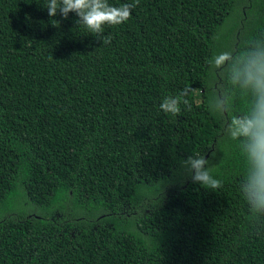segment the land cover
I'll use <instances>...</instances> for the list:
<instances>
[{
	"label": "trees",
	"instance_id": "obj_1",
	"mask_svg": "<svg viewBox=\"0 0 264 264\" xmlns=\"http://www.w3.org/2000/svg\"><path fill=\"white\" fill-rule=\"evenodd\" d=\"M46 2L0 0V264H264L231 134L264 0H139L108 44ZM185 89L190 109H160ZM199 155L218 189L183 165Z\"/></svg>",
	"mask_w": 264,
	"mask_h": 264
},
{
	"label": "clouds",
	"instance_id": "obj_2",
	"mask_svg": "<svg viewBox=\"0 0 264 264\" xmlns=\"http://www.w3.org/2000/svg\"><path fill=\"white\" fill-rule=\"evenodd\" d=\"M138 3L139 0H129L114 6L108 0H47L44 7L49 17L60 14L67 19L69 13H75L79 26L102 40V44H108L110 38L105 34L104 26H117L128 21ZM226 57V53L214 57L215 64L220 65ZM236 81L250 87L255 94L251 112L232 121L231 134L234 138H243L244 151L251 164L244 194L252 207L264 210V51L258 50L249 55L237 70ZM187 92L185 89L176 95H166L159 105L160 109L174 116L181 112V105L190 109ZM182 163L191 173L193 182L210 190L221 187V181L206 167L209 161L203 155L189 156Z\"/></svg>",
	"mask_w": 264,
	"mask_h": 264
}]
</instances>
